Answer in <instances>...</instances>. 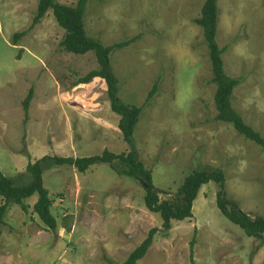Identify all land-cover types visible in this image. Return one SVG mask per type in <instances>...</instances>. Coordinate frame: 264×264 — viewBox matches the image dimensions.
Wrapping results in <instances>:
<instances>
[{
	"label": "rangeland",
	"instance_id": "obj_1",
	"mask_svg": "<svg viewBox=\"0 0 264 264\" xmlns=\"http://www.w3.org/2000/svg\"><path fill=\"white\" fill-rule=\"evenodd\" d=\"M37 1L0 0V170L16 185L28 182L27 163L43 156L131 150L104 81L72 86L97 68L96 58L59 46L64 31L51 11L13 44V34L31 24ZM204 2L90 0L84 28L104 46L138 35L110 61L119 99L143 106L132 138L159 199L177 201L190 173L220 169L226 199L249 218H264V150L215 120L210 53L204 29L195 23ZM217 10L224 72L239 79L231 105L264 137V0H217ZM154 84L157 91L145 103ZM31 88L25 118L22 102ZM42 178L56 230H47L33 213L36 195L25 201L27 212L10 207L1 227L0 264H118L152 228L158 231L137 264H264V235L247 237L219 212L214 182L200 187L192 217L172 221L165 231L159 214L145 208L141 183L108 164L85 173L51 165Z\"/></svg>",
	"mask_w": 264,
	"mask_h": 264
},
{
	"label": "trees",
	"instance_id": "obj_2",
	"mask_svg": "<svg viewBox=\"0 0 264 264\" xmlns=\"http://www.w3.org/2000/svg\"><path fill=\"white\" fill-rule=\"evenodd\" d=\"M89 1L77 0L74 6H68L55 0H38L31 24L27 30L14 33L12 42L15 45L20 38L40 23L48 11H51L57 25L64 31L59 46L65 52L74 55H84L92 52L96 58L97 68L89 71L84 76L77 77L73 81L72 86L89 84L95 78H100L104 81L110 109L119 117L118 130L122 135L123 141L130 146L131 150L127 153L115 154L105 149L101 155L89 157L43 156L34 162L29 161L27 163L25 171L29 176V180L23 185H16L13 179L4 176L0 170V235L1 227L4 225V217L9 208L15 205L19 206L23 212H27L28 205L25 201L34 195H36V201L32 207L33 213L37 215L47 230H56V219L51 212L52 199L48 190L43 186L42 174L46 167L51 165L71 166L77 172L85 173L91 166L103 163L108 164L116 174L135 179L141 183L144 190V206L149 212L159 214L162 220L161 227L165 231L170 229L172 221H182L191 218L193 202L200 187L209 182H214L219 186L216 194V207L219 212L230 223L238 226L247 237H262L264 235V218L251 219L241 212L235 203L226 199L224 192L225 180L220 169L211 171L199 169L190 173L177 189V201L171 202L159 199L153 185L151 171L146 169L136 157L135 144L132 138L143 106L138 107L127 104L119 99L118 80L112 71L110 61V56L114 51L129 46L137 39L138 35L108 46H104L98 40L88 36L84 28L83 18L86 4ZM217 17V0H205L202 17L195 19V23L204 29L210 53L212 82L215 85L213 102L217 111L215 120L230 124L237 134L243 136L246 140L254 142L264 150V137L246 124L231 105L233 90L239 84V79L229 77L224 72L221 58L223 49L218 48L215 39ZM156 91L157 85L154 84L147 94L145 103L152 99ZM32 96L33 90L31 88L22 102L25 118L27 117ZM157 231V228L150 229L145 239L133 249L123 262L118 264H137L151 246Z\"/></svg>",
	"mask_w": 264,
	"mask_h": 264
}]
</instances>
